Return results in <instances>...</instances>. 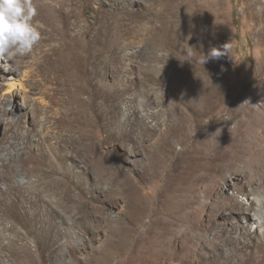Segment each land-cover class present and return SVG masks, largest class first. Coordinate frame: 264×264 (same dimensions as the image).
<instances>
[{
  "label": "rangeland",
  "instance_id": "1",
  "mask_svg": "<svg viewBox=\"0 0 264 264\" xmlns=\"http://www.w3.org/2000/svg\"><path fill=\"white\" fill-rule=\"evenodd\" d=\"M52 2L0 70V264H264V0ZM236 124L233 167L169 185Z\"/></svg>",
  "mask_w": 264,
  "mask_h": 264
},
{
  "label": "bare ground",
  "instance_id": "2",
  "mask_svg": "<svg viewBox=\"0 0 264 264\" xmlns=\"http://www.w3.org/2000/svg\"><path fill=\"white\" fill-rule=\"evenodd\" d=\"M34 2L36 4L37 10H38V14H37L35 19L39 23L45 24L47 27H50L53 30H55V27H57V23L65 24L67 22L69 15L65 12V9L64 8L55 9L53 6L52 0H34ZM3 62H4V59H0V65H2ZM6 62H7V60H6ZM1 68H2V66H0V70H1ZM9 72L13 73V71L11 69L9 70ZM242 127H243L242 124H236L233 127H230L229 125L228 126H221L220 128H217L214 131V136L217 135L216 138L210 137L209 141L208 142L206 141L203 145H199V144L197 145L196 144L194 146V144H193V148L191 150L194 149L196 151L201 152L203 154V157L205 158L204 159L205 163L201 167L198 163L194 162V159L192 157H187V155L182 156L180 159L177 158L178 161H176V167H173L174 169L171 170V172L169 173V177L167 179L168 183H170L169 185H171V184L173 185L175 182V184H176L175 188L178 187V189L185 191L186 193H189L190 195H192V197L191 196L188 197L186 194H184L188 198H190V197L194 198V197H196V195H198L200 182H202V181L208 182L210 180H212V182H215L217 180V177L219 178L221 176V173L224 171V169L233 167L235 160L239 159L237 157V155H239L237 153L238 152L237 149H238V145H239V143H238L239 136H241L243 133ZM226 135H228L229 138H227ZM220 136H225V139L219 140ZM190 146H192V145H190ZM188 151H190V150H188ZM177 170H180V178L179 179L175 176V172H177ZM199 170L203 171V173L201 175H198ZM168 183H167V185H168ZM170 189H171V187H170ZM165 193H166V191H165ZM184 195H182V196H184ZM188 198H187V200H188ZM184 202H185V200H184ZM194 203H196V202H193V204ZM181 204H183V203H181ZM191 204H192V201L190 200L188 205L191 206ZM193 212H194V210H193ZM193 212L191 211V213L186 214V217L190 218V216H191V214H193ZM194 224L196 225V222ZM182 225H183V223H182ZM195 225H193V226H195ZM186 226L188 227V225H186ZM190 228H191V226H190ZM184 233H185V231H184ZM185 234L187 235V233H185ZM220 234L218 233L216 235L218 236ZM192 236H193V238H195L197 236V234L195 232H193ZM190 240H193V239H190Z\"/></svg>",
  "mask_w": 264,
  "mask_h": 264
},
{
  "label": "clouds",
  "instance_id": "3",
  "mask_svg": "<svg viewBox=\"0 0 264 264\" xmlns=\"http://www.w3.org/2000/svg\"><path fill=\"white\" fill-rule=\"evenodd\" d=\"M38 14L34 0H0V59L14 61V66L7 63L0 65L8 70L16 66L18 60L33 55L42 40L43 25L36 21ZM224 50L213 47L201 62L219 59Z\"/></svg>",
  "mask_w": 264,
  "mask_h": 264
}]
</instances>
